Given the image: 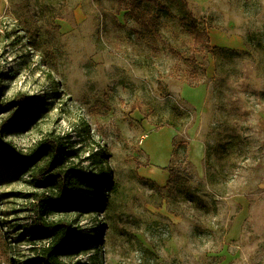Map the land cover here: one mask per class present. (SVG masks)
<instances>
[{
  "label": "rangeland",
  "instance_id": "1",
  "mask_svg": "<svg viewBox=\"0 0 264 264\" xmlns=\"http://www.w3.org/2000/svg\"><path fill=\"white\" fill-rule=\"evenodd\" d=\"M160 1L149 31L129 0H0V124L31 105L4 140L60 137L112 170L103 204L48 215L76 230L67 264H264V0H187L216 52ZM34 173L0 148V264H41Z\"/></svg>",
  "mask_w": 264,
  "mask_h": 264
},
{
  "label": "trees",
  "instance_id": "2",
  "mask_svg": "<svg viewBox=\"0 0 264 264\" xmlns=\"http://www.w3.org/2000/svg\"><path fill=\"white\" fill-rule=\"evenodd\" d=\"M124 1L119 0L120 3ZM179 1L183 12L180 17L182 30L193 39V43L213 52L223 50L211 44L210 29L217 26L214 24L202 26L190 10L188 1ZM143 4H152L157 10H168V6L160 0H129L131 15L150 31L149 23L140 15ZM3 79L4 73L0 71V110L9 107H2ZM20 98L22 103L26 102L24 97ZM25 111H31V105L27 102L23 110L0 124V148L20 167L35 169L33 181L43 188V191L32 194L30 207L34 225L27 230L34 245L33 250L40 254L41 264H67L62 256L70 251L69 248L76 238V230L70 222L64 219L52 220L48 215L56 211L68 210L73 204L87 203L88 197L97 199V204L100 206L106 200L107 194L117 191V183L112 170L96 175L76 163L77 152L66 145L60 137L45 138L28 153L17 149L12 141L4 140L6 134L26 117L28 113ZM182 145L187 148L186 144ZM105 156L107 157V154ZM171 179L172 173L169 177V180ZM39 242L44 244L38 246Z\"/></svg>",
  "mask_w": 264,
  "mask_h": 264
},
{
  "label": "crops",
  "instance_id": "3",
  "mask_svg": "<svg viewBox=\"0 0 264 264\" xmlns=\"http://www.w3.org/2000/svg\"><path fill=\"white\" fill-rule=\"evenodd\" d=\"M166 181H167V179L165 178V179H163L161 182L164 183V182H166Z\"/></svg>",
  "mask_w": 264,
  "mask_h": 264
}]
</instances>
